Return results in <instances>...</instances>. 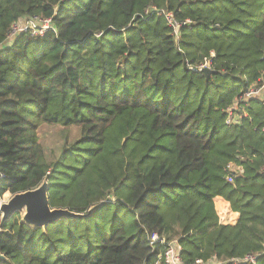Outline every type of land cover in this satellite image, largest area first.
<instances>
[{
	"label": "trees",
	"instance_id": "obj_1",
	"mask_svg": "<svg viewBox=\"0 0 264 264\" xmlns=\"http://www.w3.org/2000/svg\"><path fill=\"white\" fill-rule=\"evenodd\" d=\"M43 124L79 133L51 161ZM0 170L1 193L100 204L0 214V264H163L153 234L181 264H264V0H0Z\"/></svg>",
	"mask_w": 264,
	"mask_h": 264
},
{
	"label": "water",
	"instance_id": "obj_2",
	"mask_svg": "<svg viewBox=\"0 0 264 264\" xmlns=\"http://www.w3.org/2000/svg\"><path fill=\"white\" fill-rule=\"evenodd\" d=\"M200 71L204 72V74L214 72L210 69L209 63ZM99 205L90 208L86 213L62 208H51L47 195V182L43 181L36 188L12 194L5 202H2L0 204L1 222L6 221L15 213H20L23 222L45 229L50 223L60 218L84 217L99 207Z\"/></svg>",
	"mask_w": 264,
	"mask_h": 264
},
{
	"label": "rangeland",
	"instance_id": "obj_3",
	"mask_svg": "<svg viewBox=\"0 0 264 264\" xmlns=\"http://www.w3.org/2000/svg\"><path fill=\"white\" fill-rule=\"evenodd\" d=\"M166 15L171 18L170 13L166 12ZM24 27H26L25 31H30L32 35L40 34V32L44 30L42 22L32 21L29 23V19H27L19 23L17 28L20 30H16L15 33L24 31V29H22ZM259 96H261V94ZM235 119H237V117ZM78 134V129L76 127H62L60 125L43 124L37 129L38 140L49 161L53 160V157H57L64 148V144L69 143L72 139L76 138ZM10 196V192H5V199ZM217 204L219 214L223 221L233 223L235 218L234 212H231L221 199H219Z\"/></svg>",
	"mask_w": 264,
	"mask_h": 264
},
{
	"label": "built area",
	"instance_id": "obj_4",
	"mask_svg": "<svg viewBox=\"0 0 264 264\" xmlns=\"http://www.w3.org/2000/svg\"><path fill=\"white\" fill-rule=\"evenodd\" d=\"M161 13H164V12L160 11V14H161ZM165 15H166V14H165ZM166 17H167V19H168L169 24H170L172 27H175V28L178 27V24H177L176 22H174L173 19H171L172 17L169 18L167 15H166ZM32 21H38V20L30 19V20H29V23H31ZM38 22H39V21H38ZM42 24H43V29H44V30H42V31L40 32V34H42V32H44L45 30H47L48 28H50L49 20H44V21H42ZM22 29H24V31H25V30H26V27H24V28H22ZM22 29H21V30H22ZM16 30H20L19 28H17V25L14 26V28H13V33H14ZM30 33H31V32H30ZM205 66H207V63L204 64V65H202V66L200 67L199 70H201V69H202L203 67H205ZM189 68H191V67H189ZM262 89H263V88H262ZM262 89L259 88V89H256V90H250V91H248L247 95H248V96H258V97H259V95L261 94ZM229 120H231V117H230V116L228 117V121H229ZM4 178H5V175H4V173L0 170V204H1L2 202H5V201L9 198V197H8L7 199L4 198V194H5V192H8V191H5V192L1 193V188H2V184H3ZM150 239H151V243H152V242H155V241H160L161 244H164V251H163V254L160 255L158 261H160V262L162 261L163 264H181V261H180V259H179L178 252H177V246H176L175 242H167V243H165L164 240H162V239H158L156 234H153V235L150 237ZM158 263H159V262H157L156 264H158ZM196 264H202V262H201V261H197Z\"/></svg>",
	"mask_w": 264,
	"mask_h": 264
},
{
	"label": "crops",
	"instance_id": "obj_5",
	"mask_svg": "<svg viewBox=\"0 0 264 264\" xmlns=\"http://www.w3.org/2000/svg\"><path fill=\"white\" fill-rule=\"evenodd\" d=\"M219 199H221V198H216V199H215V202H216L217 207H218V204H217V203L219 202ZM221 201H223L224 205L228 207V204H227L224 200L221 199ZM234 215H235V218H234V220H235L236 217H237V214L234 213ZM176 246H177V245H176ZM178 251H179V247L177 246V252H178ZM206 264H211V262H210V263H206Z\"/></svg>",
	"mask_w": 264,
	"mask_h": 264
}]
</instances>
